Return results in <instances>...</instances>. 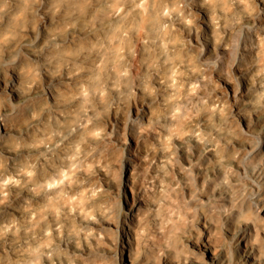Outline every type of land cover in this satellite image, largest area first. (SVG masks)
<instances>
[{
    "label": "clouds",
    "instance_id": "9594fccd",
    "mask_svg": "<svg viewBox=\"0 0 264 264\" xmlns=\"http://www.w3.org/2000/svg\"><path fill=\"white\" fill-rule=\"evenodd\" d=\"M0 264H264V0H0Z\"/></svg>",
    "mask_w": 264,
    "mask_h": 264
}]
</instances>
